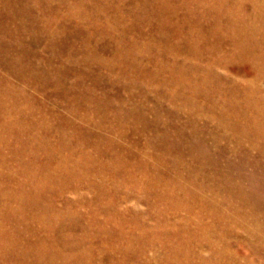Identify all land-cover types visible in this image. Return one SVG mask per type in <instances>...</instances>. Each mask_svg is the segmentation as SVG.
Segmentation results:
<instances>
[{"label": "rangeland", "instance_id": "374dc122", "mask_svg": "<svg viewBox=\"0 0 264 264\" xmlns=\"http://www.w3.org/2000/svg\"><path fill=\"white\" fill-rule=\"evenodd\" d=\"M174 1L0 0L1 264H264V0Z\"/></svg>", "mask_w": 264, "mask_h": 264}, {"label": "bare ground", "instance_id": "6f19581e", "mask_svg": "<svg viewBox=\"0 0 264 264\" xmlns=\"http://www.w3.org/2000/svg\"><path fill=\"white\" fill-rule=\"evenodd\" d=\"M132 1H134V0H132ZM135 1H136V0H135ZM176 1H177V0H175L174 2L176 3ZM245 1H246V0H245ZM249 1H250V0H249ZM249 1H248V3H249ZM254 1H255V0H254ZM122 2H123V1H122ZM137 2H138V1H137ZM141 2H142V1H141ZM144 2H145V1H144ZM148 2H149V1H148ZM150 2L153 3V1H150ZM178 2H179V0L177 1V3H178ZM182 2H184V1L182 0ZM250 2L252 3V1H250ZM256 2H257V1H255V3H256ZM146 3H147V2H146ZM146 3H142V5H143V4H146ZM160 3H161V2H160ZM171 3H172V2H171ZM241 3H242V2H241ZM245 3H246V2H245ZM255 3H253V5H254ZM76 4H77V3H76ZM139 4H141V3H139ZM185 4H186V3H185ZM203 4H204V3H203ZM169 5H171V4L169 3ZM250 5H252V4H250ZM253 5H252V6H253ZM126 6H127V5H126ZM147 6H149L148 3H147ZM163 6H164V4H163ZM198 6H199V5H198ZM212 6H213V5H212ZM239 6H241V5L239 4ZM72 7H73V6H72ZM114 7H116V6H114ZM137 7H138V9H139V6H137ZM153 7L155 8V5H154V4H153ZM161 7H162V5H161ZM201 7H203V6H201ZM241 7H243V5H242ZM167 8H168V7H167ZM231 8H233V7H231ZM135 9H136V8H135ZM157 9H158V8H157ZM163 9H164V7H163ZM183 9H184V8H183ZM196 9H197V8H195V10H196ZM204 9H205V8H204ZM243 9H244V8H243ZM116 10H117V9H116ZM116 10H115V11H116ZM119 10H120V9H119ZM148 10H149V8H148ZM161 10H162V8H161ZM169 10H171V9H169ZM198 10H199V9H198ZM200 10H201V9H200ZM205 10H206V9H205ZM233 10H234V9H233ZM239 10H241V9H239ZM113 11H114V10H113ZM115 11H114V14H115ZM117 11H118V10H117ZM124 11H125V10H124ZM139 11H142V10L140 9ZM139 11H138V13H139ZM165 11H166V10H164V12H165ZM180 11H181V10H180ZM182 11H183V10H182ZM222 11H223V10H222ZM229 11H230V10H229ZM243 11H244V10H243ZM245 11H246V10H245ZM249 11H250V10H249ZM249 11H247V12H249ZM88 12H89V11H88ZM118 12H119V11H118ZM143 12H144V11H143ZM158 12H160V10H158ZM184 12H185V11H184ZM189 12H190V11H189ZM198 12L200 13V11H198ZM202 12H203V11H202ZM207 12H208V11H207ZM234 12H235V11H234ZM236 12H237V11H236ZM250 12H251V11H250ZM111 13H113V12H111ZM119 13H120V12H119ZM119 13L116 12V14H118V15L121 16L122 14H119ZM135 13H136V12H135ZM166 13H167V11H166ZM177 13H178V12H177ZM181 13H182V12H181ZM212 13H214V12L212 11ZM212 13H211V14H212ZM116 14H115V15H116ZM156 14H157V13H156ZM156 14H155V15H156ZM158 14H160V13H158ZM161 14H163V16H164V13H161ZM161 14H160V15H161ZM187 14H188V13H187ZM191 14H192V13H191ZM245 14H246V13H245ZM245 14H244V15H245ZM138 15H139V17H140V14H138ZM144 15H145V14H144ZM160 15H159V16H160ZM166 15L169 16V14H166ZM189 15H190V14H189ZM199 15H200V14H199ZM202 15H203V14H202ZM202 15H201V16H202ZM236 15H238V13H237ZM81 16H82V15H81ZM123 16H125V15L123 14ZM123 16H122V17H123ZM126 16H127V15H126ZM159 16H158V17H159ZM168 16H167V17H168ZM182 16H183V14H182ZM197 16H198V15H197ZM201 16L199 17L200 19L202 18ZM248 16H249V15H248ZM116 17H117V15H116ZM147 17H148V16H147ZM156 17H157V15H156ZM161 17H162V16H160V20H161ZM170 17H171V16H170ZM172 17H173V16H172ZM172 17H171V18H172ZM179 17H180V16H179ZM185 17H186V13H185ZM187 17H188V16H187ZM205 17H206V16H205ZM208 17H209V16H208ZM208 17H207V18H208ZM210 17H211V16H210ZM231 17H232V16H231ZM246 17H247V16H246ZM86 18H87V16H86ZM135 18H136V17H135ZM137 18H138V17H137ZM142 18H143V17H142ZM153 18H154V17H153ZM173 18H174V17H173ZM173 18H172V19H173ZM235 18H236V17H235ZM237 18H239V17L237 16ZM147 19H149V18H147ZM147 19H146V20H147ZM172 19H171V21H172ZM202 19H204V18H202ZM202 19H201V20H202ZM211 19H213V18H211ZM239 19H240V18H239ZM158 20H159V19H157L156 21H158ZM167 20H168V18H167ZM193 20H195V19H193ZM193 20H192V21H193ZM208 20H209V19H208ZM219 20H220V19H219ZM232 20H233V19H232ZM234 20H235V19H234ZM144 21H145V20H144ZM202 21H204V20H202ZM236 21H237V20H236ZM238 21H240V20H238ZM238 21H237V22H238ZM168 22H169V21H168ZM204 22H205V21H204ZM207 22H209V21H206V23H207ZM184 23H185V22H184ZM184 23H182V24H184ZM191 23H192V22H191ZM198 23H199V22H198ZM209 23H210V22H209ZM212 23H213V22H212ZM234 23H235V22H234ZM154 24H155V23H154ZM166 24H168V23H165L164 25H166ZM179 24H180V23H179ZM185 24H187V23H185ZM188 24H189V23H188ZM207 24H208V23H207ZM155 25H157V24H155ZM164 25H163V27H164ZM180 25H181V24H180ZM200 25H201V24H200ZM202 25H203V23H202ZM204 25H206V24L204 23ZM210 25H211V23H210L208 26H210ZM153 26H154V25H153ZM157 26H158V25H157ZM171 26H172V23H171ZM206 26H207V25H206ZM208 26H207V28H206L205 26H204V27H205L206 29H208ZM227 26H228V25H227ZM110 27H112V24H111ZM110 27H109V29H110ZM159 27H160V26H159ZM173 27H174V26H173ZM175 27H176V25H175ZM181 27L183 28V27H185V26H181ZM181 27H180V28H181ZM161 28H162V27H161ZM164 28H165V27H164ZM164 28H163V29H164ZM167 28H168V27H167ZM177 28H178V27H177ZM209 28H210V27H209ZM229 28H230V27H229ZM229 28H228V31H229ZM165 29H166V28H165ZM165 29H164V30H165ZM168 29H169V28H168ZM210 29L212 30V28H210ZM222 29H223V28H222ZM230 29H231V28H230ZM235 29H236V28H235ZM244 29H245V28H244ZM166 30H167V29H166ZM176 30H177V29H176ZM186 30H187V29H186ZM194 30H195V29H194ZM180 31H181V30H180ZM199 31H200V30H199ZM212 31H213V30H212ZM230 31H231V30H230ZM234 31H235V30H234ZM167 32H168V31H167ZM170 32H171V30H170ZM174 32H175V31H174ZM184 32H186V31H184ZM184 32H183V35H184ZM188 32H189V31H188ZM205 32H206V31H205ZM162 33H164V31H163ZM202 33H203V31H202ZM212 33H213V32H212ZM220 33H221V30H220ZM165 34H166V33H165ZM169 34H170V33H169ZM188 34H189V33H188ZM188 34H187L186 36H188ZM199 34H200V33H199ZM221 34H222V33H221ZM227 34H228V33H227ZM227 34H226V35H227ZM230 34H231V33H230ZM230 34H229V35H230ZM237 34H238V33H237ZM204 35H206V34H204ZM212 35H213V34H212ZM143 36H144V35H143ZM167 36H169V35H167ZM207 36H209V35H207ZM216 36H218V34H217ZM219 36H220V35H219ZM189 37H190V36H189ZM213 37H214V35H213ZM221 37H222V35H221ZM221 37H220V38H221ZM233 37H234V36H233ZM238 37H239V36H238ZM135 38H136V37H135ZM153 38L155 39V37H153ZM159 38H162V37L160 36ZM163 38H164V37H163ZM163 38H162V39H163ZM194 38H195V37H194ZM198 38H199V37H198ZM209 38H210V37H209ZM209 38H208V39H209ZM215 38H216V37H215ZM226 38H227V37H226ZM150 39H151V37H150ZM150 39H149V40H150ZM156 39H158V38H156ZM166 39H168V38H166ZM171 39H172V38H171ZM171 39H170V40H171ZM186 39H187V38H186ZM239 39H240V37H239ZM151 40L153 41V39H151ZM159 40H161V39H159ZM212 40H213V39H212ZM224 40H225V38L223 39V41H224ZM236 40H237V39H236ZM131 41H132V40H131ZM154 41H155V40H154ZM178 41H179V40H178ZM185 41H186V40H185ZM195 41L197 42L196 38H195ZM150 42H151V41H150ZM162 42H163V41H162ZM211 42H212V41H211ZM242 42H243V41H242ZM208 43H209V41H208ZM220 43H221V42H220ZM225 43H226V42H225ZM225 43H224V44H225ZM237 43L240 44V42H237ZM131 44H132V43H131ZM131 44H130V45H131ZM137 44H138V43H137ZM161 44H162V43H161ZM210 44H211V43H210ZM214 44L216 45L215 42H214ZM217 44H219L218 40H217ZM241 44H242V43H241ZM134 45H135V43H134ZM143 45H144V44H143ZM169 45H171V44H169ZM205 45H207V44H205ZM215 45H214V46H215ZM226 45H227V44H226ZM131 46H132V45H131ZM173 46H174V45H173ZM207 46H208V45H207ZM211 46H212V45H211ZM228 46H230V45L228 44ZM232 46H233V45H232ZM234 46H235V45H234ZM234 46H233V47H234ZM239 46H240V45H239ZM242 46H243V45H242ZM242 46H241V47H242ZM111 47H112V46H111ZM133 47H134V46H133ZM160 47H161V46H160ZM202 47H203V46H202ZM217 47H218V46H217ZM226 47H227V46H226ZM243 47H244V46H243ZM243 47H242V48H243ZM128 48H129V47H128ZM214 48H215V47H214ZM229 48H230V47H229ZM244 48H246V47H244ZM145 49H146V48H145ZM219 49H221V48H219ZM234 49L236 50V48H234ZM239 49H240V48H239ZM247 49H248V48H247ZM201 50H202V49H201ZM221 50L224 51L223 49H221ZM227 50H228V48L226 49V51H227ZM235 50H233L234 53H235ZM237 50H238V49H237ZM245 50H246V49H245ZM134 51H135V50L133 49V52H134ZM145 51H146V50H145ZM147 51H148V49H147ZM178 51H179V50H178ZM192 51H193V49H192ZM196 51H197V50H196ZM226 51L224 52L225 54H226ZM231 51H232V50H231ZM233 51L231 52V54L233 53ZM240 51H241V50H239V52H240ZM247 51H249V50H246V52H247ZM173 52H174V51H173ZM181 52H182V51H181ZM189 52H191V51L188 50V54H189ZM205 52H206V51H205ZM209 52H211V51H209ZM220 52H221V51H220ZM140 53H144V52H141V51H140ZM203 53H204V51H203ZM229 53H230V52H229V50H228V53H227V54H229ZM250 53H251V52H250ZM166 54H167V53H166ZM172 54H173V53H172ZM191 54H192V53H191ZM194 54H196V53L194 52ZM197 54H198V53H197ZM199 54H200V53H199ZM205 54H206V56H207V52H206ZM205 54H204L203 56H205ZM210 54H211V53H209V55H210ZM239 54H240V53H239ZM189 55H190V54H189ZM192 55H193V54H192ZM212 55H213V54H212ZM217 55H218V54H217ZM217 55H216V56H217ZM119 56H120V55H119ZM145 56H146V55H145ZM164 56H165V55H164ZM164 56H162V58H163ZM230 56H231V55H230ZM242 56H243V55H242ZM248 56H249V55H248ZM251 56H252V57H251L252 59H251V58H250V59H251V61L253 62V60H254V59H253V55L251 54ZM256 56L258 57V55H256ZM143 57H144V56H143ZM167 57H168V56H167ZM167 57H165V58H167ZM188 57H189V56H188ZM210 57H211V56H210ZM213 57H214V55H213ZM221 57H223V55H222ZM224 57H225V56H224ZM227 57H228V56H227ZM144 58H145V57H144ZM225 58H226V57H225ZM228 58H229V57H228ZM228 58H227V59H228ZM241 58H242V57H241ZM204 59L207 60L208 58H204ZM230 59L232 60V58H229V60H230ZM243 59H244V58H243ZM255 59H256V57H255ZM164 60H165V59H164ZM176 60H177V59H176ZM178 60H179V58H178ZM206 60H205V61H206ZM208 60H210V58H209ZM220 60H221V59H220ZM220 60H218V61L216 60V61L219 62ZM231 60H230V61H231ZM186 61H187V60H186ZM186 61H185V62H186ZM190 61H191V60H190ZM225 61H226V60H225ZM238 61H242V59H241V60H238ZM244 61H245V60H244ZM247 61H248V60H247ZM254 61H255V63H258V62H256V60H254ZM258 61H259V60H258ZM135 62H136V61H135ZM146 62H147V61H146ZM158 62H159V61H158ZM221 62H222V61H221ZM231 62H232V61H231ZM249 62H250V61H249ZM131 63H132V62H131ZM137 63H138V62H137ZM147 63H148V62H147ZM182 63H183V62H182ZM186 63H187V62H186ZM215 63H216V62H215ZM224 63H225V62H224ZM241 63H242V62H241ZM250 63H251V62H250ZM255 63H254V64H255ZM263 63H264V61H263ZM222 64H223V63H222ZM202 65L204 66V64H202ZM121 66H122V65H121ZM192 66H193V65H192ZM194 66H195V65H194ZM196 66H197V64H196ZM256 66H258V64H257ZM206 67H207V66H206ZM224 67H225V66H224ZM123 68H126V67H123ZM130 68H131V67H130ZM137 68H138V67H136L135 70H137ZM225 68H226V67H225ZM242 68H243V67H242ZM251 68H252V66H251ZM253 68H254V67H253ZM256 68H257V67H256ZM131 69H133V68H131ZM144 69H145V68H144ZM153 69H154V68H153ZM167 69H168V68H167ZM167 69H166V72H167ZM192 69H193V68H192ZM219 69H220V68H219ZM226 69H227V68H226ZM189 70H190V69H189ZM52 71H53V70H52ZM219 71H220V70H219ZM127 72H128V70H127ZM130 73L132 74V72H130ZM131 74H130V75H131ZM219 74H220V73H219ZM248 74H250V72H249ZM133 75H134V74H133ZM133 75H132V76H133ZM220 75H222V74H220ZM137 76H138V75H137ZM224 76H225V75H224ZM157 77H158V76H157ZM170 77H171V76H170ZM230 78H231V77H230ZM233 78H234V77H233ZM233 78H232V79H233ZM237 78H238V77H237ZM239 78H241V77H239ZM159 79H160V78H159ZM190 79H191V78H190ZM205 79H206V78H205ZM225 79H226V78H225ZM246 79H247V78H246ZM248 79H250V78H248ZM143 80H144V79H143ZM169 80H171V79H169ZM194 80H195V79H194ZM226 80H227V79H226ZM230 80H231V79H230ZM255 80H256V78H255ZM262 80H263V79H262ZM162 81H163V80H162ZM195 81H196V80H195ZM228 81H229V80H228ZM251 81H253V80L251 79ZM77 82H78V81H77ZM159 82H160V80H159ZM176 82H177V81H176ZM190 82H191V81H190ZM240 82H241V81H240ZM153 83H154V82H153ZM156 83H157V82H156ZM157 84H158V83H157ZM157 84H156V85H157ZM186 84H187V83H186ZM189 84H190V83H189ZM77 85H78V84H77ZM79 85H80V84H79ZM150 85H151V84H150ZM190 85H191V84H190ZM237 85H238V84H237ZM191 86H192V85H191ZM256 86H258V85H256ZM230 87H231V86H230ZM238 87H239V86H238ZM152 88H154V85H153ZM155 88H156V87H155ZM157 88L159 89V87H157ZM157 88H156V89H157ZM261 88H262V87H261ZM263 88H264V87H263ZM194 89H195V88H194ZM232 89H233V88H232ZM237 89H239V88H237ZM222 90L224 91V89H222ZM194 91H195V90H194ZM206 91H207V90H206ZM240 91H241V90H240ZM207 92H208V91H207ZM236 92H238V90H237ZM241 93H242V92H241ZM241 93H240V94H241ZM252 93H253V92H252ZM188 94H189V93H188ZM197 94H198V93H197ZM227 94H228V93H227ZM206 95H207V93H206ZM236 95H237V94H236ZM175 96H176V95H175ZM177 96H178V95H177ZM192 96H193V95H192ZM228 96H229V95H228ZM237 96H238V95H237ZM14 97H15V94H14ZM14 97H13V98H14ZM189 97H190V95H189ZM194 97H195V96H193V98H194ZM191 99H192V98H191ZM191 99H190V100H191ZM14 101L17 103L16 100H14ZM18 101H19V99H18ZM206 101H207V98H206ZM107 102H108V101H107ZM186 102H187V101H186ZM202 102H203V101H202ZM225 102H226V101H225ZM225 102H224V103H225ZM18 103H19V102H18ZM24 103H25V102H24ZM95 103H96V102H95ZM95 103H94V104H95ZM204 103H205V102H204ZM232 103H233V102H232ZM222 104H223V103H222ZM225 104H226V103H225ZM259 104H260V103H259ZM15 105H16V104H15ZM23 106H24V105H23ZM187 106H188V105H187ZM203 106H204V105H203ZM204 107H205V106H204ZM184 108H185V107H184ZM214 108H215V107H214ZM219 108H220V107H219ZM9 109H10V108H9ZM9 109H7V110L9 111ZM201 109H202V108H201ZM203 109H204V108H203ZM233 109H234V107H233ZM255 109H256V107H255ZM201 111H202V110H201ZM203 111H204V110H203ZM257 111H258V110H257ZM23 112H24V111H23ZM23 112H22V113H23ZM260 112H261V111H260ZM24 113H25V112H24ZM196 113H197V112H196ZM192 114H193V113H192ZM229 114H230V113H229ZM37 115H38V113H37ZM11 116H12V115H11ZM118 116H119V115H118ZM15 117H16V116H15ZM17 117H18V116H17ZM114 117H115V116H114ZM37 118H38V117H37ZM34 119H35V118H34ZM119 119H121V117H119ZM124 119H125V118H124ZM128 119H129V118H128ZM214 119H215V118H214ZM38 120H39V119H38ZM122 120H123V119H122ZM130 120H131V119H130ZM206 120H207V119H206ZM47 122H48V121H47ZM68 122H69V121H68ZM124 122H125V121H124ZM127 122H128V121H126V123H127ZM126 123H124V125H125ZM134 123H135V122H134ZM10 124H11V123H10ZM14 124H15V123H14ZM120 124H121V122H120ZM67 125H68V124H67ZM71 125H72V124H71ZM127 125H128V124H127ZM133 125H134V124H133ZM220 126H221V125H220ZM59 127H60V126H59ZM97 127H98V126H97ZM130 127H131V125H130ZM134 127H135V126H134ZM31 128H32V127H31ZM132 128H133V127H132ZM224 128H225V127H224ZM110 129H111V128H110ZM112 129H113V128H112ZM115 129H118V128H115ZM122 129H123V128H122ZM8 130H9V129H8ZM58 130H59V129H58ZM88 131H90V130H88ZM111 131H113V130H111ZM114 131H116V130H114ZM123 131H124V130H123ZM215 131H216V130H215ZM218 131H219V129H218ZM218 131H217L216 133H218ZM220 131H221V130H220ZM92 132H93V131H92ZM34 133H35V132H34ZM79 133H80V131H79ZM81 133H83V132H81ZM90 133H91V131H90ZM98 135H99V134H98ZM229 135H230V134H229ZM255 135H256V133H255ZM102 136H103V135H102ZM121 136H124V135H121ZM256 136H258V135H256ZM71 137H72V136H71ZM103 137H104V136H103ZM124 137H126V136H124ZM159 137H160V136H159ZM56 138H57V137H56ZM58 138H59V137H58ZM106 138H107V137L105 136L104 139H106ZM111 138H112V137H111ZM3 139H4V138H3ZM254 139H255V138H253V140H254ZM98 140H99V139H98ZM108 140H109V139H108ZM110 140H111V139H110ZM255 140H256V139H255ZM255 140H254V141H255ZM60 141H61V140H60ZM105 141H106V140H105ZM105 141H103V142H105ZM166 141H167V140H166ZM235 141H236V140H235ZM251 141H252V140H251ZM32 142H33V141H32ZM72 142H73V139H72ZM88 142H90V141H88ZM91 142H93V141H91ZM106 142H107V141H106ZM108 142H109V141H108ZM150 142H151V141H150ZM255 142H256V141H255ZM261 142H262V141H261ZM3 143H4V142H3ZM61 143H62V142H61ZM82 143H83V142H82ZM84 143L86 144V140H84ZM100 143H101V142H100ZM130 143H131V142H130ZM89 144H90V143H89ZM93 144H94V142H93ZM101 144H102V143H101ZM103 144H104V143H103ZM131 144H134V143H131ZM94 145H95V144H94ZM94 145H93V147H94ZM119 145H121V144H119ZM239 145H240V144H239ZM82 146H84V145H82ZM87 146H89V145L87 144ZM103 146H104V145H103ZM145 146H146V145H145ZM237 146H238V145H237ZM241 146H242V145H241ZM261 146H263V145H261ZM67 147H68V146H67ZM123 147H124V145H123ZM146 147H147V146H146ZM150 147H151V146H149V148H150ZM168 147H170V146H168ZM91 148H92V147H91ZM103 148H104V147H103ZM121 148H122V146H121ZM240 148H241V147H240ZM78 149H79V148H78ZM128 149H129V147H128ZM147 149H148V148H147ZM170 149H171V148H168V150H170ZM191 149H192V148H191ZM194 149H195V148H194ZM236 149H237V148H236ZM241 149H242V148H241ZM241 149H240V150H241ZM90 150H91V149H90ZM100 150H101V149H100ZM104 150H105V148H104ZM163 150H164V149H163ZM168 150H167V151H168ZM181 150H182V148H181ZM188 150H189V149H188ZM205 150H206V149H205ZM237 150H239V147H238ZM237 150H236V151H237ZM240 150H239V151H240ZM244 150H245V149H243V151H244ZM102 151H103V150H102ZM150 151H151V149H150ZM150 151H147V152H150ZM167 151H166V152H167ZM182 151H183V150H182ZM192 151H193V150H192ZM192 151H191V152H192ZM196 151H197V150H196ZM239 151H237V152H239ZM246 151H247V150H246ZM144 152H145V150H144ZM184 152L186 153V150H185ZM198 152H200V154H201V151H198ZM34 153H36V152H34ZM142 153H143V151H142ZM177 153H178V152H177ZM180 153H181V151H180ZM244 153H246V152H244ZM244 153H243V155H244ZM38 154H39V153H38ZM147 154H148V153H147ZM149 154H151V153H149ZM194 154H195V153H194ZM200 154H197V155L200 156ZM206 154H207V150H206ZM206 154H205V155H206ZM208 154H209V153H208ZM256 154H258V153H256ZM256 154H255V156H256ZM80 155H81V154H80ZM137 155H138V154H137ZM152 155H153V154H152ZM169 155H170V157H171V154H169ZM176 155L178 156L177 159H179V158H180L179 155H178V154H176ZM180 155H181V154H180ZM185 155H186V154H185ZM187 155H188V154H187ZM246 155H247V154H246ZM246 155H244V156H246ZM261 155H262V154H261ZM261 155H258V156H261ZM27 156H28V155H27ZM29 156H30V155H29ZM31 156H32V155H31ZM73 156H74V155H73ZM111 156H112V155H111ZM125 156H126V155H125ZM138 156H139V155H138ZM141 156H142V155H141ZM149 156H150V155H149ZM191 156H192V154H191ZM194 156H195V155H194ZM211 156H212V155H211ZM247 156H248V155H247ZM109 157H110V156H109ZM109 157H108V158H109ZM115 157H116V156H115ZM115 157H114V158H115ZM117 157H118V156H117ZM143 157H144V156H143ZM143 157H142V158H143ZM146 157H147V156H146ZM155 157H156V156H155ZM164 157H165V156H164ZM187 157H188V156H187ZM202 157H203V156H202ZM208 157H209V156H208ZM256 157H257V156H256ZM261 157H262V156H261ZM114 158L112 157V159H114ZM135 158H136V156H135ZM137 158H138V157H137ZM147 158H148V157H147ZM165 158H166V157H165ZM183 158H185V156H184ZM204 158H205V157H204ZM211 158H212V157H211ZM211 158L206 159L205 162H207V160L210 161ZM110 159H111V158H110ZM173 159H174V158H173ZM180 159H181V158H180ZM186 159H187V158H186ZM186 159H185L184 161H186ZM215 159H216V158H215ZM262 159H263V157H262ZM79 160L81 161V159H79ZM157 160H158V159H157ZM175 160H176V159H175ZM189 160H190V159H189ZM193 160H194V158H193ZM216 160H217V159H216ZM160 161H162V160H160ZM179 161H180V160H179ZM209 161H208V162H209ZM212 161H213V160H212ZM212 161H211V162H212ZM256 161H257V160H256ZM256 161L254 162L255 164L257 163ZM260 161H261V160H260ZM3 162H4V161H3ZM3 162H2V163H3ZM163 162H164V161H163ZM213 162H214V161H213ZM213 162H212V163H213ZM217 162H218V161H217ZM217 162H216V163H217ZM132 163H133V162H132ZM144 163H145V162H144ZM153 163H154V162H153ZM165 163H166V162H165ZM168 163H169V162H168ZM179 163H180V162H179ZM181 163H182V162H181ZM185 163H186V162H185ZM216 163H215V164H216ZM39 164H40V163H39ZM149 164H150V163H149ZM149 164H148V166H149ZM183 164H184V162H183ZM260 164H261V163L259 162V165H260ZM0 165H1V164H0ZM2 165L7 166V165H5V163H3ZM150 165H151V164H150ZM153 165H154V164H153ZM167 165H168V164H166V166H167ZM170 165H171V164H170ZM175 165L179 166L178 163H177V161H176ZM175 165H174V166H175ZM186 165H188V164L186 163ZM212 165H214V163H213ZM219 165H220V164H219ZM177 166H176V169H177ZM184 166H185V165H184ZM192 166H193V165H192ZM203 166H204V165H203ZM209 166H211V165H209ZM209 166H208V167H209ZM260 166H262V165H260ZM0 167H1V166H0ZM11 167H12V166H11ZM39 167H40V166H39ZM76 167H77V165H76ZM110 167H111V166H110ZM145 167H146V166H145ZM150 167H151V166H150ZM172 167H173V166H172ZM180 167H181V165H180ZM186 167H187V166H186ZM4 168H5V167H4ZM33 168H34V167H33ZM77 168H78V167H77ZM182 168H183V167H182ZM182 168H181V169H182ZM209 168H210V167H209ZM211 168H213V166H212ZM215 168H217V167L214 166V169H215ZM2 169H3V168H2ZM5 169H6V168H5ZM10 169H11V168H10ZM38 169H39V168H38ZM152 169H153V168H152ZM184 169H186V168L184 167ZM187 169H188V167H187ZM221 169H224V168H221ZM16 170H17V169H16ZM188 170H189V169H188ZM188 170H187V171H188ZM217 170H218V169H217ZM3 171H4V170H3ZM10 171H11V170H10ZM12 171H13V170H12ZM96 171H97V170H96ZM151 171H152V170H151ZM179 171H180V169H179ZM187 171H186V172H187ZM224 171H226V170H224ZM16 172H18V171H16ZM77 172H78V171H77ZM189 173H190L189 175H192L191 172H189ZM227 173H228V172H227ZM231 173H232V172H231ZM6 174H8V173H6ZM16 174H17V173H16ZM85 174H86V173H85ZM89 174H91V173H89ZM115 174H116V173H115ZM228 174H229V173H228ZM232 174H233V173H232ZM8 175H9V174H8ZM12 175L14 176V174H12ZM12 175H11V177H12ZM83 175H84V173H83ZM87 175H88V174H87ZM87 175H86V176H87ZM101 175H103V174H101ZM233 175H234V174H233ZM22 176H23V175H22ZM84 176H85V175H84ZM86 176H85V177H86ZM179 176H180V175H179ZM192 176H193V175H192ZM14 177H16V175H15ZM113 177H114V176H113ZM248 177H249V176H248ZM19 178H20V177H19ZM86 178H87V177H86ZM129 178H130V177H129ZM188 178H189V177H188ZM190 178H191V177H190ZM230 178H231V177H230ZM14 179H15V178H14ZM14 179H13V180H14ZM16 179H18V177H17ZM104 179H105V177H104ZM104 179H103V181H105ZM197 179H199V178H197ZM245 179H246V178H245ZM249 179H251V178L249 177ZM11 180H12V178H11ZM13 180H12V181H13ZM24 180H25V178H24ZM117 180H119V179H117ZM122 180H123V179H122ZM187 180H188V179H187ZM230 180H231V179H229L228 182H229ZM108 181H109V180H108ZM190 181H191V180H190ZM226 181H227V180H226ZM226 181H224V182H226ZM235 181H236V180H235ZM235 181L233 182L234 184H235ZM17 182H18V181H17ZM20 182H21V181H20ZM114 182H115V181H114ZM184 182H185V181H184ZM193 182H194V179H193ZM193 182H192V183H193ZM201 182H202V181H201ZM204 182H205V181H204ZM215 182H216V181H215ZM241 182H242V181H241ZM241 182H240V183H241ZM18 183H19V182H18ZM23 183H24V181H23ZM105 183H106V182H105ZM117 183H118V182H117ZM122 183H123V182H122ZM190 183H191V182H190ZM196 183H197V182H196ZM205 183H206V182H205ZM205 183H204V184H205ZM217 183H218V182H216V185H217ZM219 183H220V182H219ZM226 183H227V182H226ZM237 183H238V182L236 181V185H237ZM243 183H244V182H243ZM243 183H242V184H243ZM57 184H59V183H57ZM114 184H116V183H114ZM161 184H162V183H161ZM206 184H207V183H206ZM234 184H232V185H234ZM16 185H19V184H16ZM21 185H22V186H21ZM21 185H20V186L23 187L25 184H22V183H21ZM30 185H31V183H30ZM39 185H40V184H39ZM118 185H119V184H118ZM183 185H184V184H183ZM202 185H203V184H202ZM223 185L225 186L226 184H223ZM228 185H229V184H227V186H228ZM244 185H245V184H244ZM44 186H45V185H44ZM120 186H121V185H120ZM156 186H157V185H156ZM160 186H161V185H160ZM160 186H157V187H160ZM210 186H211V185H210ZM219 186H220V184H219ZM219 186H216V187H218V189H219ZM229 186H230V185H229ZM240 186H241V185H240ZM7 187H8V186H7ZM15 187H16V186H15ZM21 187H20V188H21ZM109 187H110V186H109ZM206 187H207V186H206ZM214 187H215V186H214ZM221 187H222V186H221ZM234 187H235V185H234ZM234 187L231 186L230 188H234ZM242 187H243V186H242ZM245 187H246V185H245ZM27 188H28V187H27ZM32 188H33V187H32ZM162 188H163V187H162ZM167 188H169V187H167ZM184 188H185V187H184ZM226 188H227V190H228V187H226ZM238 188H239V186H238ZM240 188H241V187H240ZM12 189H13V188H12ZM50 189H52V188H50ZM107 189H108V188H107ZM195 189H196V188H195ZM198 189H199V188H198ZM216 189H217V188H216ZM243 189H244V188H243ZM9 190H10V189H9ZM219 190H220V189H219ZM47 191H48V190L45 189V192H47ZM124 191H125V190H124ZM189 191H190V190H189ZM194 191H195V190H194ZM215 191H216V190H215ZM221 191H222V190H220V192H221ZM233 191H235V190L233 189ZM241 191H242V190H241ZM253 191H254V190H253ZM12 192H13V191H12ZM51 192H52V191H51ZM126 192H127V191H126ZM161 192H162V191H161ZM198 192H199V191H198ZM222 192H223V191H222ZM227 192H228V191H227ZM176 193H177V192H176ZM228 193H229V192H228ZM44 194H45V193H44ZM181 194H182V193H181ZM194 194H195V193H194ZM240 194H241V193H240ZM14 195H15V194H14ZM18 195H19V194H18ZM42 195H43V193H42ZM182 195H183V194H182ZM202 195H203V194H202ZM204 195H205V194H204ZM210 195H211V194H210ZM210 195H209V196H210ZM233 195H234V194H233ZM15 196H16V195H15ZM48 196H50L49 193H48ZM138 196H139V195H138ZM138 196H137V197H138ZM225 196H226V195H225ZM236 196H238V195H236ZM12 197H13V196H12ZM17 197H18V196H17ZM51 197H52V196H51ZM194 197H195V196H194ZM211 197H212V196H211ZM226 197H227V196H226ZM243 197H245V196H243ZM140 198H141V196H140ZM178 198H179V197H178ZM236 198H237V197H234L233 199L235 200ZM239 198H240V197H239ZM18 199H19V198H18ZM53 199H54V198H52V200H53ZM205 199H206V197H205ZM216 199H217V198H216ZM216 199H215V200H216ZM246 199H247V198H246ZM49 200H51V198H50ZM138 200H140V199H138ZM138 200H137V201H138ZM198 200H200V199H198ZM210 200H211V199H210ZM238 200H239V199H238ZM243 200H244V199H243ZM15 201H16V200H15ZM54 201H55V200H54ZM118 201H119V200H118ZM128 201H129V200H128ZM178 201H179V200H178ZM190 201H191V200H190ZM202 201H203V199H202ZM236 201H237V200H236ZM49 202H50V201H49ZM215 202H216V201H215ZM226 202H227V201H226ZM241 202L244 203V201H242V200H241ZM246 202H248V200H246L245 203H246ZM34 203H35V202H34ZM45 203H47V202H45ZM52 203H53V202H52ZM176 203H177V202H176ZM179 203H180V201H179ZM190 203H191V202H190ZM192 203H193V201H192ZM212 203H213V202H212ZM162 204H163V203H162ZM227 204H228V203H226V205H227ZM236 204H237V203H236ZM246 204H247V203H246ZM104 206H105V204H104ZM107 206H108V205H107ZM177 206H178V205H177ZM182 206H184V205H182ZM213 206H216V205H213ZM247 206H248V205H247ZM235 207H237V205H235ZM244 207H245V206L243 205V209H245V212H246V208H244ZM106 208L108 209V207H106ZM181 208H182V207H181ZM197 208H198V207H197ZM208 208H209V206H208ZM18 209H19V208H18ZM48 209H49V208H48ZM50 209H51V208H50ZM124 209H125V208H124ZM250 209H251V208H250ZM250 209H249V210H250ZM254 209H255V207H254ZM63 210H64V209H63ZM67 210H68V208H67ZM110 210H111V209H110ZM110 210H109V211H110ZM128 210H129V209H128ZM133 210H134V209H133ZM234 210H235V209H234ZM249 210H248V211H249ZM65 211H66V210H65ZM68 211H69V210H68ZM134 211H135V210H134ZM179 211H180V210H179ZM184 211H185V210H184ZM194 211H195V210H194ZM221 211H222V210H221ZM167 212H168V211H167ZM187 212H188V211H187ZM223 212H224V211H223ZM226 212H228V211H226ZM226 212H224V213H226ZM256 212H257V211H256ZM51 213H52V212H51ZM74 213H75V212H74ZM108 213H109V212H108ZM254 213H255V212H254ZM49 214H50V213H49ZM69 214H70V212H69ZM109 214H111V213H109ZM168 214H169V213H168ZM170 214H171V212H170ZM184 214H185V213H184ZM204 214H205V213H204ZM206 214H207V213H206ZM243 214H244V213H243ZM250 214H251V211H250ZM250 214H249V215H250ZM257 214H260V213H257ZM89 215H90V214H89ZM91 215H92V214H91ZM260 215H261V214H260ZM69 216H70V215H69ZM73 216H74V215H73ZM86 216H88V215L86 214ZM253 216H254V215H253ZM256 216H257V215H256ZM258 216H259V215H258ZM76 217H77V216H76ZM143 217H144V216H143ZM160 217H161V216H160ZM188 217H189V216H188ZM234 217H236V215H235ZM100 218H101V217H100ZM172 218H173V217H172ZM251 218H252V217H251ZM256 218H257V217H256ZM259 218H260V217H259ZM259 218H258V219H259ZM80 219H81V218H80ZM80 219H79V220H80ZM197 219H198V218H197ZM239 219H240V218H239ZM239 219H238V220H239ZM242 219H244V218L241 217V220H242ZM73 220H75V219H73ZM73 220H72V222H73ZM87 220H88V219H87ZM87 220H86V221H87ZM142 220H143V219H142ZM195 220H196V219H195ZM69 221H70V220H69ZM84 221H85V220H84ZM147 221H148V220H147ZM151 221H152V220H151ZM196 221H197V220H196ZM242 221H243V220H242ZM255 221H256V219H255ZM257 221H258V220H257ZM260 221H261V219H260ZM48 222H49V221H48ZM87 222H88V221H87ZM111 222H112V221H111ZM218 222H219V221H218ZM75 223H77V222H75ZM81 223H82V220H81ZM116 223H117V221H116ZM174 223H175V222H174ZM209 223H210V222H209ZM243 223H245V222H243ZM251 223H252V222H251ZM251 223H249V224H250V225L254 224V223H252V224H251ZM263 223H264V220H263ZM77 224H78V223H77ZM211 224H212V223H211ZM234 224H235V223H234ZM236 224H238V223H236ZM259 224H260V223H259ZM261 224H262V222H261ZM78 225H79V224H78ZM209 225H210V224H209ZM256 225H257V224H256ZM263 225H264V224H263ZM263 225H262V227H263ZM44 226H45V224H44ZM80 226H82V225H80ZM88 226H89V225H88ZM240 226H241V224H239V227H240ZM119 227H121V226L119 225ZM225 227H227V226L225 225ZM228 227H229V225H228ZM228 227H227V228H228ZM241 227H242V226H241ZM245 227H246V226H245ZM255 227H256V226H255ZM260 227H261V226H260ZM260 227H256V228L258 229V228H260ZM262 227H261V229H259V230H262V229L264 228V227H263V228H262ZM64 228H65V227H64ZM71 228H72V227H71ZM80 228H81V227H80ZM121 228H122V227H121ZM227 228H226V229H227ZM247 228H249V226H247ZM253 228H254V227H253ZM256 228H255V230H256ZM38 229H39V228H38ZM58 229H60V228L58 227ZM72 229H73V228H72ZM86 229H89V228H86ZM116 229H117V227H116ZM206 229H207V228H206ZM230 229H231V228H230ZM243 229H245V228H243ZM65 230H66V229H65ZM74 230H75V229H74ZM174 230H176V229H174ZM180 230H181V229H180ZM180 230H179V231H180ZM224 230H225V229H224ZM241 230H242V228L240 229V231H241ZM40 231H41V229H40ZM56 231H57V230H56ZM61 231H62V230H61ZM69 231H70V230H69ZM81 231H82V230H81ZM181 231H182V230H181ZM205 231H206V230H205ZM221 231H222V230H221ZM221 231H219V233H221ZM232 231H233V230H232ZM234 231H235V230H234ZM237 231H238V230H237ZM237 231H236V232H237ZM243 231H244V230H243ZM243 231H242V232H243ZM257 231H258V230H256V232H257ZM1 232H2V231H1ZM37 232H38V231H37ZM77 232H79V230H77ZM82 232H83V235H84V232H85V231H82ZM88 232H89V230L87 231V233H88ZM208 232H209V231H208ZM217 232H218V231H217ZM256 232H253V234H255ZM259 232H260V234L262 235V232H261V231H259ZM30 233H31V231H30ZM61 233H62V232H61ZM61 233H60V234H61ZM63 233H64V232H63ZM66 233H67V230H66ZM68 233H69V232H68ZM74 233H76V230L74 231ZM74 233H72V234H74ZM80 233H81V232H80ZM138 233H139V232H138ZM206 233H207V232H206ZM211 233H212V232H210L208 235L210 236ZM213 233H215V232H213ZM40 234H41V232H40ZM45 234H47V233H45ZM56 234H57V233H56ZM58 234H59V231H58ZM76 234H78V233H76ZM88 234H89V233H88ZM140 234H141V233H140ZM183 234H184V233H183ZM185 234H186V233H185ZM204 234H205V233H204ZM240 234H241V232H240ZM256 234H258V233H256ZM256 234H255V236H256ZM79 235H80V234H79ZM118 235H119V234H118ZM205 235H206V234H205ZM216 235H217V234H216ZM216 235H215V236H216ZM218 235H219V234H218ZM218 235H217V236H218ZM258 235H259V234H258ZM258 235H257L256 237H258ZM261 235H259V236H261ZM69 236H70V235H69ZM87 236H88V235H87ZM212 236H213V235H212ZM217 236H216V237H217ZM74 237H75V239H76V235H74ZM77 237H78V236H77ZM85 237H86V236H85ZM117 237H118V236H117ZM251 237L254 238V235H252ZM263 237H264V236H263ZM70 238H71V237H70ZM78 238H79V237H78ZM80 238H81V237H80ZM80 238H79V239H80ZM83 238H84V237H83ZM118 238H119V237H118ZM151 238H153V237H151ZM218 238H220V237H218ZM260 238H262V237H260ZM23 239H24V238H23ZM79 239H77V242H78ZM85 239H86V238H85ZM211 239H212V237H211ZM1 240H2V239H1ZM58 240H59V238H58ZM58 240H57V241H58ZM61 240H62V242H63V240H64L63 237H62ZM61 240H60V241H61ZM66 240H67V237H66V239H65V242H66V243H69V240H70V243H69V244H71V239L67 240L68 242H67ZM72 240L74 241V239H72ZM155 240H157V239H155ZM155 240H154V242H155ZM216 240H217V239H216ZM222 240H223V239H222ZM83 241H84V239H83ZM213 241H214V240H213ZM218 241H219V240H218ZM218 241H217V242H218ZM220 241H221V240H220ZM255 241H256V242H255ZM255 241H254V242H255L256 244H257L258 242H259V243L261 242L260 239L255 240ZM4 242H5V241H4ZM84 242H85V241H84ZM86 242H87V241H86ZM86 242L83 243V244H86ZM88 242H89V241H88ZM99 242H100V241H99ZM169 242H170V241H169ZM223 242H224V241H223ZM249 242H250V241H249ZM66 243H64L65 246L67 245ZM72 243H73V242H72ZM94 243H98V242H93V244H94ZM101 243H102V241L100 242V246H101L102 244H103V246L106 245V244H108V243H102V244H101ZM218 243H219V242H218ZM218 243H217V244H218ZM220 243H221V242H220ZM220 243H219V244H220ZM262 243H264V241H263ZM64 244H63V245H64ZM83 244H81V242H80L79 245H81V247H82ZM98 244H99V243H98ZM219 244H218V245H219ZM222 244H223V243H222ZM39 245H40V244H39ZM72 245H73V244H72ZM72 245H71V246H72ZM96 245H97V244H96ZM226 245H227V244H226ZM262 245H263V244H262ZM262 245L259 244V247L262 246ZM37 246H38V245H37ZM44 246H45V245H44ZM84 246H85V245H84ZM88 246H91V245H88ZM93 246H94V245H93ZM112 246H114V245H112ZM206 246H207V245H206ZM220 246H221V245H220ZM34 247H35V246H34ZM38 247H41V246H38ZM61 247H62V246H61ZM69 247H70V245H69ZM69 247H68V248H69ZM94 247H95V246H94ZM41 248H43V247H41ZM45 248H47V246H45ZM62 248H63V247H62ZM88 248H89V247H88ZM95 248H96V247H95ZM100 248H101V247H100ZM100 248H99V250H100ZM104 248H105V247H104ZM104 248H101V249H104ZM112 248H113V247H112ZM114 248H115V247H114ZM114 248H113V249H114ZM116 248H117V247H116ZM131 248H132V247H131ZM208 248H209V246H208ZM208 248H207V249H208ZM225 248H226V247H225ZM227 248H228V247H227ZM257 248H258V246H257ZM261 248H262V247H261ZM261 248H260V250H261ZM263 248H264V247H263ZM263 248H262V249H263ZM29 249H30V247H29ZM35 249H36V248H35ZM48 249H49V248H48ZM65 249H66V248H65ZM71 249H72V247H70V250H71ZM80 249H81V248H80ZM207 249H206V250H207ZM229 249H230V248H229ZM253 249H254V248H253ZM36 250H37V249H36ZM43 250H44V249H43ZM66 250H67V249H66ZM75 250H76V249H75ZM88 250H90V248H89ZM106 250H107V249H106ZM106 250H105V251H106ZM114 250H115V249H114ZM114 250H113V251H114ZM157 250H158V249H157ZM226 250H227V249H226ZM45 251H47V250H45ZM68 251H69V250H68ZM71 251H72V250H71ZM71 251H70V252H71ZM129 251H133V250H129ZM161 251H162V250H161ZM217 251H218V250H217ZM261 251H264V249L261 250ZM48 252H49V251H48ZM89 252H90V251H88V253H89ZM100 252L103 253L104 251H103V252L100 251ZM100 252H99V253H100ZM109 252H110V251H109ZM121 252H122V251H121ZM133 252H134V251H133ZM225 252H226V251H225ZM259 252H260V251H259ZM111 253H112V252H111ZM111 253H110V254H111ZM122 253H123V252H122ZM163 253H164V252H163ZM197 253H198V252H197ZM205 253H206V252H205ZM219 253H220V252H219ZM221 253H222V252H221ZM233 253H235V252H233ZM1 254H2V253H0V255H1ZM166 254H167V253H166ZM200 254H201V253H200ZM227 254H228V253H226V255H227ZM229 254H230V251H229ZM235 254H236V253H235ZM16 255H17V254H16ZM62 255H63V254H62ZM88 255H89V254H88ZM104 255H106V254H104ZM122 255H123V254H122ZM126 255H127V254H126ZM144 255H145V254H144ZM164 255H165V253H164ZM220 255H221V254H220ZM220 255H218V256H220ZM102 256H103V255H102ZM108 256H109V255H108ZM108 256H107V257H108ZM209 256H210V255H209ZM224 256H225V255H224ZM240 256H241V255H240ZM1 257H2V256H1ZM61 257H62V256H61ZM88 257H89V256H88ZM104 257H106V256H104ZM125 257H126V256H125ZM142 257H143V256H142ZM162 257H163V256H162ZM225 257H226V256H225ZM234 257H235V256H234ZM8 258H9V256H8ZM128 258H129V257H128ZM128 258H126V259H127V260H130V259H128ZM143 258H144V257H143ZM160 258H161V257H160ZM199 258H200V257H199ZM226 258H227V257H226ZM89 259H90V258H89ZM114 259H115V258H114ZM140 259H141V258H140ZM217 259H219V258H217ZM217 259H216V263H217ZM222 259H223V258H222ZM229 259H230V258H229ZM95 260H96V258H95ZM99 260H100V259H99ZM105 260H106V258H105ZM159 260H160V259H159ZM219 260H221V259H219ZM219 260H218V262H220ZM227 260H228V259H227ZM68 261H69V260H68ZM92 261H93V260H92ZM108 261H109V260H108ZM133 261H134V260H133ZM147 261H148V260H147ZM228 261H229V260H228ZM228 261H227V262H228ZM101 262H103V259H101ZM101 262H100V263H101ZM106 262H107V261H106ZM114 262H115V261H114ZM134 262H135V261H134ZM134 262H133V263H134ZM227 262H226V263H227ZM230 262H231V261H230ZM233 262H234V261H233ZM236 262H237V263H240L239 261H235V263H236ZM1 263H3V262L1 261L0 264H1ZM95 263H96V262H95ZM97 263H98V262H97ZM107 263H108V262H107ZM137 263H138V262H137ZM222 263H223V262H222ZM65 264H66V263H65ZM105 264H106V263H105ZM131 264H132V261H131ZM135 264H136V262H135ZM212 264H213V263H212ZM218 264H219V263H218ZM232 264H234V263H232Z\"/></svg>", "mask_w": 264, "mask_h": 264}]
</instances>
